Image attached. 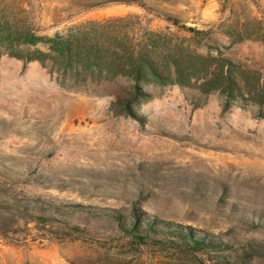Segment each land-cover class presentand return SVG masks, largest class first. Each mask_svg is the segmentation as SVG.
<instances>
[{"label": "rangeland", "instance_id": "1", "mask_svg": "<svg viewBox=\"0 0 264 264\" xmlns=\"http://www.w3.org/2000/svg\"><path fill=\"white\" fill-rule=\"evenodd\" d=\"M126 14L264 70V0H0L47 35ZM223 100L167 85L129 110L3 53L0 264H264V103Z\"/></svg>", "mask_w": 264, "mask_h": 264}, {"label": "trees", "instance_id": "2", "mask_svg": "<svg viewBox=\"0 0 264 264\" xmlns=\"http://www.w3.org/2000/svg\"><path fill=\"white\" fill-rule=\"evenodd\" d=\"M176 30L153 29L139 15H110L73 23L52 35L0 19V58L3 53L39 61L67 89L85 90L112 100L134 101L152 96L167 85H196L206 96L219 92L223 109L232 100L264 103V70L245 67L221 51H198L194 39L207 31L167 17ZM137 227V222L133 228ZM197 247L205 238L180 234Z\"/></svg>", "mask_w": 264, "mask_h": 264}]
</instances>
